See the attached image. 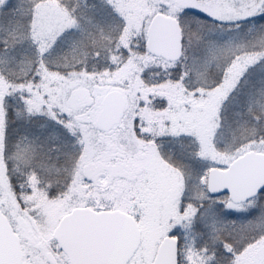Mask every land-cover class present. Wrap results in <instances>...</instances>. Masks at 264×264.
I'll use <instances>...</instances> for the list:
<instances>
[{
	"label": "snow or ice",
	"instance_id": "1",
	"mask_svg": "<svg viewBox=\"0 0 264 264\" xmlns=\"http://www.w3.org/2000/svg\"><path fill=\"white\" fill-rule=\"evenodd\" d=\"M0 264H264V0H0Z\"/></svg>",
	"mask_w": 264,
	"mask_h": 264
}]
</instances>
